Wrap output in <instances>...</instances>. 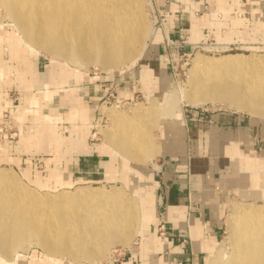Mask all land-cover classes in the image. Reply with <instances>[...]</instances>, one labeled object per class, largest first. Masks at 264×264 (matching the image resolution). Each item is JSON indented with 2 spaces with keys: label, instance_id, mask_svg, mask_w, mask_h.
<instances>
[{
  "label": "bare ground",
  "instance_id": "1",
  "mask_svg": "<svg viewBox=\"0 0 264 264\" xmlns=\"http://www.w3.org/2000/svg\"><path fill=\"white\" fill-rule=\"evenodd\" d=\"M0 7L20 34L19 39L10 40L16 42L13 47L18 51L23 41L33 51L50 54L51 63L61 60L59 67L73 64L86 69L95 65L108 74L119 73L138 62L154 35L142 0H0ZM3 68L7 72L0 48V74ZM72 73L80 77L81 72ZM58 84L55 91L38 95L39 99H53L55 94L66 93L61 89L64 80ZM185 86L181 93L173 90L164 94L160 104L153 101L148 107L136 106L130 116L101 107V112L112 121L111 128H101L104 144L100 154L110 158L105 178H114L110 168L120 159L122 180L134 190L133 198L119 188L91 184L77 185L73 190L55 187L58 190L55 193L39 192L23 183L11 167L0 166V263H22L23 255L18 252L32 244L40 246L50 258L67 257L70 262L90 264L105 258L110 246L130 247L131 239L142 235L143 229L156 220L155 186L148 178L147 187L142 189L144 178L139 171L141 165L157 155L158 143L151 132L166 116L179 117L181 102L192 107L221 103L228 109L264 120V57L261 55L236 53L209 57L196 52ZM66 99H72L67 103L75 105L79 98L72 93ZM71 108L76 110V106ZM81 116L87 115L81 113ZM88 123L92 125L91 121ZM43 130L37 148L51 150L53 137L43 134ZM71 131L78 135L77 142L70 138L76 154L87 153V144L80 142V130ZM83 139L86 141V137ZM5 153L6 147L0 145V161H11ZM250 163H255L252 166H258L264 173L263 161L250 160ZM22 174L42 190L50 189L51 182L69 186L64 174L54 173L51 178L36 174L35 180L28 179L31 174L27 170ZM257 187L263 190L264 174ZM255 194L253 191L245 195L255 197ZM228 231L230 251L218 248L210 252L207 264H264V202L235 211L228 221ZM48 261L51 264L53 259Z\"/></svg>",
  "mask_w": 264,
  "mask_h": 264
},
{
  "label": "crops",
  "instance_id": "2",
  "mask_svg": "<svg viewBox=\"0 0 264 264\" xmlns=\"http://www.w3.org/2000/svg\"><path fill=\"white\" fill-rule=\"evenodd\" d=\"M204 4L218 8L224 15L217 18L210 12H202ZM179 5L183 6L182 11H179ZM253 6L258 11L254 23L250 16H235L236 12L249 7L253 10ZM157 8L160 15L155 16V21L162 20L164 32L170 34L177 30L187 38L189 46L175 53L174 56L178 58L193 53L194 45L246 47L250 30H253V39L264 37V0H171L169 5L159 0ZM190 10L199 11L200 14L194 15ZM153 36L151 46L139 64L108 77H98L96 73L93 76L84 75L82 97L75 93L79 89L70 85L67 89L61 87L66 93L55 94L53 99H39L38 95L55 91L57 87L49 90L46 81V90H37V82L41 81L42 74L39 71V57L35 54L29 71L26 57L22 55L23 64L18 63L21 67H18L15 78L19 97H11L9 87L13 84L10 78L13 70L2 59L7 72L3 68L0 74V131L6 126L17 131L15 139L2 134V143L18 155V158L14 157L17 159L15 162L23 161L28 168L25 170L32 175L33 163L36 165L38 161L42 163L43 170L37 172L36 169L35 175L42 178L50 175L51 178L54 173L64 174L70 185L114 182L107 181L104 175L109 156L101 155L100 145L88 141L92 136V125L88 121H94L98 105L110 100L108 97H112L115 103H128L132 100L130 98L137 83L153 87L157 74L150 62L155 58L158 61L156 69L164 68L169 55L163 44L162 31L158 30ZM138 76L140 79L137 81L135 78ZM72 93L79 98L74 101L75 105L67 103V100H72L66 99ZM145 94L144 100L148 101L150 95ZM72 106H76V110H72ZM232 110L229 108V111L213 113L191 111L185 115L186 119L181 111L176 119L159 124L155 156H159V160L153 163L154 158L150 161L153 164L140 172L144 187H147L148 178L155 186L156 220L143 229L142 235H136L130 246L133 248H127L122 258L110 264H202L212 251L221 229V194L235 193L252 200L264 197V188L257 187L264 173L258 166H252L255 163H250V160L264 162V122ZM81 112L86 113V118L81 116ZM72 128L80 130V142L87 144V153L76 154L77 149L72 146L70 138L77 142L78 135L71 131ZM41 130L43 134L53 137L51 150L37 148ZM38 151L52 156H37ZM24 152L31 154L24 159ZM51 183L53 187L69 188ZM253 191L257 193L255 197L245 195Z\"/></svg>",
  "mask_w": 264,
  "mask_h": 264
},
{
  "label": "rangeland",
  "instance_id": "3",
  "mask_svg": "<svg viewBox=\"0 0 264 264\" xmlns=\"http://www.w3.org/2000/svg\"><path fill=\"white\" fill-rule=\"evenodd\" d=\"M144 7H145V12H146V16H147V20L149 22V24L154 28L155 26V14H154V10H153V4L151 2V0H142ZM251 6L254 5L253 1L250 2ZM253 10L250 9L249 7V13L248 15L251 17V22L254 23V17L255 15L258 14L257 11V7L253 6L251 7ZM255 26V24H253ZM253 30H250L249 32V44L246 47L241 48V51H237V52H229V53H221L220 55H225V54H236V53H240V54H245V55H249V54H258L264 57V37L258 38V37H254V39L252 38V32ZM153 35L151 37V39L147 42V46L146 49L144 51V53L142 54L141 58L138 60V64L140 63L141 59L144 57V54L146 53L147 49L151 46V42L153 39ZM19 39L20 38V34L19 32L15 29V27L13 26V24L4 16V12L3 9L0 7V48H1V59H3L4 61H7L8 65L10 66V69H12V74L11 77L13 84L10 85L9 87V93L11 97H15L18 98V89L16 87V81L15 78L17 77V70L18 67L20 66L19 64H23L21 57L22 55H24L26 58V61L28 62V68L27 70H30V64H32L33 61V55L35 54V56L38 55L39 57V61H40V66L39 67V71L42 74L41 81H38V91H45V83L46 81H48L49 90H53L56 87H58V81L60 82L61 80H64V84L62 85V87H64L65 89L68 88V86L71 85L72 88L78 90L76 91V93H78L81 97L83 96L82 93V89L83 86L85 85L84 82V75H88L90 74L91 76H93V73H96L98 77H108V73L106 71H104V69L101 66H95V65H89L86 69L85 68H81L78 69L76 68L75 65H71L68 64L67 67L66 66H58V63H62L61 60L57 59L56 61H54V63L52 62V56L46 52L43 51H39L37 49H34L36 51H33L30 49V47L28 45H26L23 41L19 44V50L17 51V47H13V44L16 42H10V40L12 39ZM157 39V38H156ZM22 44V45H21ZM196 52H193L190 54V56L188 57H182V58H178L177 56H174L175 54H171L168 55L166 57V65L164 68H159L156 69L158 66V61L154 58L151 62H150V66L155 70V74H157V80L154 79L155 83L153 85V87H149V86H142L140 83H137V88L136 90L132 93V96L130 99V101H128V103H115L113 102L112 97H108L110 100H105L104 103H100V105H98V109L95 111V119L92 122V136L89 137V142L90 143H95L97 145H100V151L101 148L103 147V140L104 138H102V134H101V128L102 130H107L109 128H111L112 126V121L111 118L108 116V114L101 112V107L102 108H108V110H119V111H123L127 116L131 115V111L133 110V108H135L136 106L142 105V106H146L148 107L149 105L152 104V102L154 101L156 104H160L162 103V96L165 94H168V92L170 91H177L179 93H181L182 90L185 89V84L187 82L188 79V71L191 67V59L193 57V55ZM206 56L209 57H215V56H219V55H212V54H208V53H203L200 52ZM30 58V59H29ZM57 62V63H55ZM19 63V64H18ZM21 67V66H20ZM127 68H124L122 70L119 71V73H122L124 71H126ZM129 69V68H128ZM127 69V70H128ZM79 70L80 73V77H76L73 76V71ZM71 71V72H70ZM64 72V73H62ZM67 74H66V73ZM153 72V73H154ZM117 73H111V75L114 74H119ZM153 73L150 76V78L153 76ZM59 75V76H58ZM65 75V77H64ZM63 76V78H62ZM61 78V79H60ZM60 79V80H59ZM140 77H136L135 80H139ZM67 80V81H65ZM67 82V83H65ZM81 89V90H80ZM145 93H149L150 96H148V101H145ZM182 95V94H180ZM161 97V98H160ZM58 99V98H56ZM107 99V98H104ZM58 101V100H57ZM219 103L216 105H213L212 103L208 102L206 104H204L203 106H199V107H192L187 105L185 102H181V111L183 113V116L185 118V115L188 112L191 111H204L206 113H213V112H219V111H229L228 107ZM225 106V107H224ZM67 110H64L63 112H66ZM70 114V111L68 112ZM84 113V112H81ZM240 115H244L246 117H250V114H247L245 112H238ZM43 115V114H41ZM80 115V114H79ZM172 119H176L175 117H169L166 116L161 123L164 124L166 122H170V120ZM186 119V118H185ZM75 121H79V120H75ZM174 121V120H173ZM261 122H264V120L260 119ZM178 123V122H177ZM180 123V122H179ZM100 130V131H99ZM153 134V136L155 137V140H159V134H160V125H158V127H155L153 129V131L151 132ZM66 135H68L67 133H65ZM2 138L0 137V145L3 147H6V153L5 156H7V158L11 159V161H7V160H1L0 162V166L3 167H11L18 175V177L21 179V181L23 183H25L26 185H28L31 188H34L36 190H38L39 192H50V193H55L58 190H54L55 187L52 186V183H50V189H39L36 185H32L33 183L29 182L26 178H24L22 172L23 170H25L27 168V165L23 162V161H18V163H16L15 161H17L16 156L17 153H15L13 150L11 151V149L9 147H7L6 145H4L2 143ZM259 153V152H258ZM23 155H25L24 159L27 158V156H29V154L31 153H22ZM256 155L253 154V156ZM37 156H44L46 158L51 157L52 155H50L49 153L45 152V151H38L37 152ZM16 157V158H14ZM155 158V157H154ZM153 158V159H154ZM23 159V160H24ZM157 160H159V156H157L154 159L153 163H156ZM7 161V162H6ZM105 161H107V159H105ZM110 161V158H109ZM9 162V163H8ZM150 161L146 162L145 164L141 165L139 167V171L141 172V170H143L144 168L148 167L150 164H153ZM121 160L119 159L116 163H113L111 166V170L113 171V179H107V181H114V182H103V183H92L91 186L94 187H100V186H105L107 189H110L112 187L114 188H119L122 192H124V194H126L128 197L133 198L134 197V190L130 188L129 184L125 181L122 180V171H121ZM30 167V166H28ZM28 169V168H27ZM37 169V172H40L43 170L42 167V163L37 161V164L35 165L33 163V167L31 168L32 170V175H28V179H32L35 180V170ZM42 175H44V173H41ZM117 179V182H115ZM134 184L136 183L135 180L133 181ZM86 185H90V184H84L81 186H86ZM67 186V185H66ZM77 185H70L69 184V188L70 190H73V187H75ZM142 189H144V184L143 182L141 183ZM60 188H65V187H60ZM54 191V192H53ZM245 200V201H244ZM255 201V202H254ZM249 202V203H248ZM264 202V197L260 198V199H246L243 198L235 193H222L221 194V209H220V225H221V229L218 233V235L215 238V244H213V248L211 249L213 252L218 249V248H222L224 251L229 252L230 251V244H229V231H228V221L230 218H232L233 213L236 211H239L240 209L243 208H247L250 205L251 206H260L262 205ZM251 203V204H250ZM254 203V204H253ZM239 207V208H238ZM136 239V236H134L131 239L130 244H132ZM40 246H36V244H32L29 247H27L25 249V251L21 252L19 251L18 253L20 255H23L24 260L21 261L23 264V262H26V264H50L48 263L49 259H53V262L51 264H90L87 261H82V262H70L69 258L67 257H55V258H50L49 255L46 254L45 251H43L42 248H39ZM114 248V249H113ZM127 248H129V246L125 247L122 246L120 244H116L114 246H110V248H108L107 251V255L105 256V258H103L102 260H100V262L98 263H94V264H110V262L113 260V256L119 260L120 258L123 257L124 252L127 250ZM110 251V252H109ZM114 251L117 252V254H114ZM211 251V252H212ZM208 256V254H207ZM15 254L12 255V260L15 259ZM206 257V255H204V258ZM14 258V259H13ZM32 258V259H31ZM37 258V259H36ZM107 259V260H106ZM27 260V261H26ZM44 260V261H43ZM208 262V257H206L205 261L203 259L202 264H207ZM1 264V263H0Z\"/></svg>",
  "mask_w": 264,
  "mask_h": 264
},
{
  "label": "built area",
  "instance_id": "4",
  "mask_svg": "<svg viewBox=\"0 0 264 264\" xmlns=\"http://www.w3.org/2000/svg\"><path fill=\"white\" fill-rule=\"evenodd\" d=\"M158 1L159 0H151L154 6V9H153L154 14L155 16L159 17L160 11L157 8ZM162 1L164 2L165 5H169L171 3V0H162ZM182 10H183V6L179 5V11H182ZM201 11L210 12L217 18H222V16L224 15V13L221 12L218 8H211L208 4H204ZM190 12L194 15L200 14L199 11H195V10H190ZM248 13H249V9L236 12L235 16L241 18V17L249 16ZM163 28H164L163 22L161 19L158 21H155L154 34L158 30L162 31L164 35L163 44H164V47L168 50L169 55H171L172 53L175 54L176 52H182L184 49H186L189 46L187 43V38L184 35V33L174 30V32L167 34L164 32ZM193 47H194V52H203V53H208L212 55H220L221 53L237 52V51L242 50L241 46H237V45H224V46L194 45ZM188 56H185V57H188ZM0 132H1L0 134L1 138H2V134L4 133L8 135L9 139H15L17 137V131L13 130V128L9 126L4 127L3 129H1ZM162 234H163L162 231H160V235ZM114 254H117V252L114 251ZM112 256H113V260L111 261V263L116 262L117 259L114 257L113 254Z\"/></svg>",
  "mask_w": 264,
  "mask_h": 264
}]
</instances>
